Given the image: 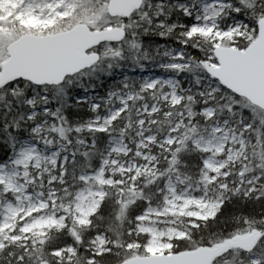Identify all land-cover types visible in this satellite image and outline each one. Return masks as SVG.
<instances>
[{"label":"snow or ice","instance_id":"6c2138e0","mask_svg":"<svg viewBox=\"0 0 264 264\" xmlns=\"http://www.w3.org/2000/svg\"><path fill=\"white\" fill-rule=\"evenodd\" d=\"M0 264H264V0H0Z\"/></svg>","mask_w":264,"mask_h":264}]
</instances>
